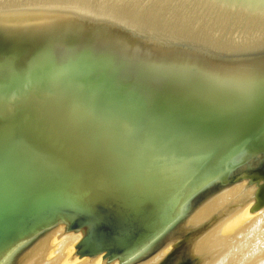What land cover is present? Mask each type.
<instances>
[{
  "label": "water",
  "instance_id": "95a60500",
  "mask_svg": "<svg viewBox=\"0 0 264 264\" xmlns=\"http://www.w3.org/2000/svg\"><path fill=\"white\" fill-rule=\"evenodd\" d=\"M262 81L264 0H0V264L58 222L126 263L239 177L253 214Z\"/></svg>",
  "mask_w": 264,
  "mask_h": 264
},
{
  "label": "bare ground",
  "instance_id": "6f19581e",
  "mask_svg": "<svg viewBox=\"0 0 264 264\" xmlns=\"http://www.w3.org/2000/svg\"><path fill=\"white\" fill-rule=\"evenodd\" d=\"M259 188L250 177L224 183L196 204L157 247L123 264H264V205L246 214ZM82 229L58 222L43 230L4 264H118L99 252L78 258L72 249Z\"/></svg>",
  "mask_w": 264,
  "mask_h": 264
},
{
  "label": "snow or ice",
  "instance_id": "6c2138e0",
  "mask_svg": "<svg viewBox=\"0 0 264 264\" xmlns=\"http://www.w3.org/2000/svg\"><path fill=\"white\" fill-rule=\"evenodd\" d=\"M261 92L262 95H264V81L261 82Z\"/></svg>",
  "mask_w": 264,
  "mask_h": 264
}]
</instances>
